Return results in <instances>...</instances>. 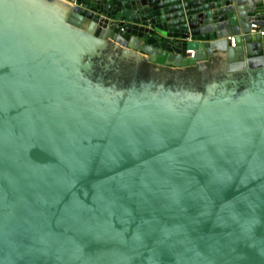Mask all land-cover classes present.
I'll use <instances>...</instances> for the list:
<instances>
[{
    "label": "water",
    "instance_id": "1",
    "mask_svg": "<svg viewBox=\"0 0 264 264\" xmlns=\"http://www.w3.org/2000/svg\"><path fill=\"white\" fill-rule=\"evenodd\" d=\"M0 264H264V0H0Z\"/></svg>",
    "mask_w": 264,
    "mask_h": 264
},
{
    "label": "flooded vegetation",
    "instance_id": "2",
    "mask_svg": "<svg viewBox=\"0 0 264 264\" xmlns=\"http://www.w3.org/2000/svg\"><path fill=\"white\" fill-rule=\"evenodd\" d=\"M221 65L220 60L217 59L207 64L201 71L189 70L173 76L172 72L166 70L162 74L168 78L177 77L178 80H184V85L188 86L191 90L202 91L203 85L207 81L223 77L224 73ZM128 70H131V68ZM138 74L143 77H149L154 74V72L149 71L145 66H142Z\"/></svg>",
    "mask_w": 264,
    "mask_h": 264
}]
</instances>
